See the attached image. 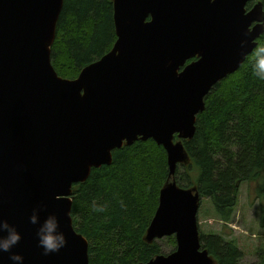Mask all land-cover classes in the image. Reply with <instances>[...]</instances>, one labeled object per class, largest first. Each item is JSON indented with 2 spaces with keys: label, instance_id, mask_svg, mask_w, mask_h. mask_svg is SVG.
I'll use <instances>...</instances> for the list:
<instances>
[{
  "label": "water",
  "instance_id": "95a60500",
  "mask_svg": "<svg viewBox=\"0 0 264 264\" xmlns=\"http://www.w3.org/2000/svg\"><path fill=\"white\" fill-rule=\"evenodd\" d=\"M255 1L113 0V49L65 79L51 59L64 0H0V217L21 232L18 249L44 260L29 223L43 203L40 219L58 217L73 258L51 259L90 264L88 241L73 227L74 185L111 165L114 150L153 140L167 153L170 181L146 241L175 236L177 248L146 264H215L201 245L199 190L174 177L190 161L183 142L194 138L206 98L264 34L262 3L247 8Z\"/></svg>",
  "mask_w": 264,
  "mask_h": 264
},
{
  "label": "trees",
  "instance_id": "16d2710c",
  "mask_svg": "<svg viewBox=\"0 0 264 264\" xmlns=\"http://www.w3.org/2000/svg\"><path fill=\"white\" fill-rule=\"evenodd\" d=\"M257 1L264 10V0L247 8ZM116 40L113 0H64L52 65L60 77L76 79L83 68L109 53ZM258 46H264V34ZM253 63L254 57L248 56L208 95L194 138L183 142L190 161L178 165L175 174L181 188L196 186L201 199L209 198L215 207L214 218L222 229L203 232L199 227L202 248L215 264H241L245 254L230 225L241 186L264 175V81L253 76ZM112 155L111 165L94 168L86 182L74 185L73 227L88 241L90 264H146L162 254L158 243L146 241V233L169 181L167 153L153 140H139ZM256 200L264 231V185ZM94 206L105 210L97 212ZM170 239L176 247L175 238ZM255 256L253 264H264V245Z\"/></svg>",
  "mask_w": 264,
  "mask_h": 264
},
{
  "label": "rangeland",
  "instance_id": "374dc122",
  "mask_svg": "<svg viewBox=\"0 0 264 264\" xmlns=\"http://www.w3.org/2000/svg\"><path fill=\"white\" fill-rule=\"evenodd\" d=\"M262 185H264V175L258 182L251 183L250 185L245 183L241 186L237 215L234 222L230 225L233 235L239 240L240 249L245 254L241 264L255 263L257 261L255 256L256 251L264 245V235L260 234L264 233V231H261L259 227L258 213H260V210H258V201L256 200L257 190ZM194 187L196 186H192L189 189ZM214 216H216V210L212 201L209 198L203 197L198 213L199 227H201L203 232H218L222 229V224ZM255 235H257V238ZM260 236L263 239H259ZM170 238H175L176 240L175 236H171L154 241L161 246V255H169L176 250L177 241L176 247H173V240Z\"/></svg>",
  "mask_w": 264,
  "mask_h": 264
},
{
  "label": "clouds",
  "instance_id": "9594fccd",
  "mask_svg": "<svg viewBox=\"0 0 264 264\" xmlns=\"http://www.w3.org/2000/svg\"><path fill=\"white\" fill-rule=\"evenodd\" d=\"M241 48H248V41L241 42ZM251 55L254 57L252 74L257 79L264 81V46H256L252 49ZM121 206L123 202L121 201ZM97 212H103V206L95 207ZM46 211L43 203L32 210L29 223L36 226V239L38 246L43 249L44 255L59 252L67 246V237L60 230L59 219L54 214L47 215L43 220L40 219L41 213ZM22 234L14 224L5 219H0V253H10L9 260L12 264H24V258L12 250L20 243Z\"/></svg>",
  "mask_w": 264,
  "mask_h": 264
},
{
  "label": "bare ground",
  "instance_id": "6f19581e",
  "mask_svg": "<svg viewBox=\"0 0 264 264\" xmlns=\"http://www.w3.org/2000/svg\"><path fill=\"white\" fill-rule=\"evenodd\" d=\"M0 219H4V218L3 217H0ZM12 252L13 253L20 254L24 258V260L25 259H31L34 262V264H58L56 260L51 259L50 255H45L43 257L44 260L36 261L29 254H27L25 251H23L21 249H18L17 247H15L12 250ZM58 254L66 262H69V261L73 260V258L69 254H67L63 249L60 250L58 252ZM9 255H10V253H0V264H5L4 258H7L9 260Z\"/></svg>",
  "mask_w": 264,
  "mask_h": 264
},
{
  "label": "flooded vegetation",
  "instance_id": "af4514ba",
  "mask_svg": "<svg viewBox=\"0 0 264 264\" xmlns=\"http://www.w3.org/2000/svg\"><path fill=\"white\" fill-rule=\"evenodd\" d=\"M249 9V8H248ZM198 60V57L196 58H193L192 60H190L188 63H191V62H194V61H197Z\"/></svg>",
  "mask_w": 264,
  "mask_h": 264
}]
</instances>
